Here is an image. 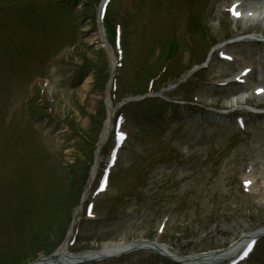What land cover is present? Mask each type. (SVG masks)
<instances>
[{
	"label": "rangeland",
	"instance_id": "1",
	"mask_svg": "<svg viewBox=\"0 0 264 264\" xmlns=\"http://www.w3.org/2000/svg\"><path fill=\"white\" fill-rule=\"evenodd\" d=\"M233 1L111 0L107 14L122 30L118 60L107 37L109 47L89 38L101 0H0V264L36 261L64 242L77 252L118 240H153L179 255L220 249L226 256L206 264H229L257 233L264 93L254 89L264 87V0H238L256 12L237 21ZM248 25L256 31L239 34ZM220 46L232 61L219 57ZM111 54L122 66L110 93ZM243 67H251L246 83L235 84ZM142 93L151 94L113 115L124 141L99 190L115 133L99 145L104 103ZM255 243L241 264H264V236ZM79 264L177 263L139 249Z\"/></svg>",
	"mask_w": 264,
	"mask_h": 264
},
{
	"label": "bare ground",
	"instance_id": "2",
	"mask_svg": "<svg viewBox=\"0 0 264 264\" xmlns=\"http://www.w3.org/2000/svg\"><path fill=\"white\" fill-rule=\"evenodd\" d=\"M90 40H92L91 42H98V43H102L103 41V35L101 33V31H97V33L94 35H92L91 37H89ZM89 80V78H87V81ZM262 81L264 82V76L262 78ZM85 85V83H83ZM257 88V87H256ZM109 102V101H107ZM233 100H228L227 104H232ZM108 107V119L105 121L103 130L101 132V138L100 141H102L107 134H109V131L111 129V113H110V107L111 105H107ZM99 152V151H98ZM98 156V154H97ZM88 191L86 190L83 194V197L85 198L87 196ZM77 213H79V210H75L74 211V218L77 217ZM264 232V227L261 228L260 232L258 233H262ZM70 235V232L68 233ZM67 244L66 242H64L61 246H59V248L53 253V255L49 258H40L37 259L36 262H31L29 264H69L71 262H75V261H81V260H87L88 259H94V260H100V259H104V258H109V257H114V256H119L123 253H127L132 250H135V248L137 247H141L140 249H149V250H153L161 255L163 254H168L169 256H171V258H180L178 256V254L174 253V252H170L169 249H167L165 246L158 244L157 241L155 242H125V241H104L102 242V244L100 245V247L94 248V249H86V250H82L79 251L75 254H70L67 252ZM226 252L223 253V251L221 250H215V251H207V252H203L202 253H198V254H191L188 256H185L183 258H181L180 260L184 263H188V264H206V262L211 261V262H217L222 260L226 255Z\"/></svg>",
	"mask_w": 264,
	"mask_h": 264
},
{
	"label": "snow or ice",
	"instance_id": "3",
	"mask_svg": "<svg viewBox=\"0 0 264 264\" xmlns=\"http://www.w3.org/2000/svg\"><path fill=\"white\" fill-rule=\"evenodd\" d=\"M233 14H234V15H239V13H238V12H235V11L233 12ZM257 91H258V92H259V91H264V89H257Z\"/></svg>",
	"mask_w": 264,
	"mask_h": 264
}]
</instances>
